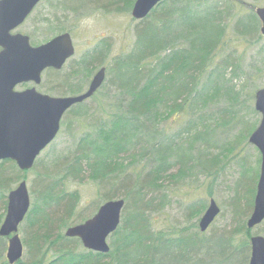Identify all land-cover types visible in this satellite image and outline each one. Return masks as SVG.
I'll return each mask as SVG.
<instances>
[{"label":"trees","instance_id":"16d2710c","mask_svg":"<svg viewBox=\"0 0 264 264\" xmlns=\"http://www.w3.org/2000/svg\"><path fill=\"white\" fill-rule=\"evenodd\" d=\"M212 1L163 0L139 21L128 52L110 59L111 41L100 39L68 71L66 65L44 71L43 76L56 77L57 83L49 86L42 79L38 87L58 96L85 91L108 59L107 70L114 77L111 82L106 78L89 102L77 103L65 113L62 126L70 145L63 151L40 155L25 171L13 160L0 161V206L6 210L14 184L35 173L31 208L20 225L25 252L14 264L250 263L252 229L247 219L254 208L260 171L253 169L250 174L245 158L229 201V225L213 228L209 235L200 230V215L207 206L204 199L184 207L189 224L161 228L155 218L170 203L171 181L195 170L213 178L224 167L227 152L236 146L229 140L219 144L214 134L218 127L231 129L243 122L232 102L240 95L234 82L240 64L231 52L225 53L227 21L236 18L235 32L251 39L260 20L254 9L233 14L236 1ZM77 6L71 0L55 1L59 11L78 13ZM38 23L56 30L49 36L65 29L57 16L51 20L46 15ZM227 98V108L207 113ZM173 115L179 125L175 130L168 127ZM256 121L240 130L238 143L254 131ZM87 179L95 184L99 197L90 207L79 208L81 193L69 185ZM118 197L125 205L121 223L109 237L108 253L87 249L80 238L66 236L68 227L87 218V209ZM3 219L0 214V225ZM5 239L0 236V264H10Z\"/></svg>","mask_w":264,"mask_h":264},{"label":"water","instance_id":"95a60500","mask_svg":"<svg viewBox=\"0 0 264 264\" xmlns=\"http://www.w3.org/2000/svg\"><path fill=\"white\" fill-rule=\"evenodd\" d=\"M40 1L0 0V160L15 161L22 171L33 168L42 151L55 140L65 113L75 104L92 97L106 79V67H102L92 77L88 88L75 95L54 96L36 86L17 89L23 83L39 85L46 69H61L75 54L70 32L60 33L37 46L31 44L29 35L14 32ZM162 1L136 0L133 17L146 18ZM255 11L262 21L264 36V6L256 7ZM255 108L262 118L249 141L259 149L261 165L254 208L247 219L250 229L264 221V88L255 93ZM124 205L123 198L105 201L92 217L68 227L66 236L80 238L87 249L108 253V239L121 223ZM30 206L27 180H22L8 195L7 212L0 226V236L9 239L6 256L10 264L18 262L24 255L19 227ZM220 211L216 200L211 199L199 221L201 231L210 227ZM249 264H264L263 235L251 237Z\"/></svg>","mask_w":264,"mask_h":264},{"label":"rangeland","instance_id":"374dc122","mask_svg":"<svg viewBox=\"0 0 264 264\" xmlns=\"http://www.w3.org/2000/svg\"><path fill=\"white\" fill-rule=\"evenodd\" d=\"M55 1L56 0H43L28 19L16 30L29 34L33 44L44 43L56 35L49 36L53 34V32H56V30L51 26L38 23L39 19L46 15L51 20L56 16L60 18L61 24L59 26L65 28L64 31H68L72 34L76 46V52L64 67V71H68L70 64L74 60L77 61V59H80L82 54L86 50L92 48L100 39H109L111 41L112 48L110 59L112 56L126 53L132 48L136 38L135 28L139 21L133 18L131 14L132 8L126 10V7L132 3L133 0H112L111 3H103L102 0H71L73 5H78V13L64 12L55 9ZM243 1L244 4L235 2V4L232 5L233 14H238L239 12L247 13L254 5L264 6V0ZM214 2L215 1L211 0V3ZM219 3L220 5L227 4L220 1ZM228 5L230 4L228 3ZM235 19L236 18L227 21L226 38L229 43L225 53L231 52L232 56L236 57V61L240 64L234 79V82L239 87L237 89L240 90V95L238 100L232 102L238 110L240 109L239 114L242 115L243 122H239L237 126H233L231 129L218 127L214 134V139H216L219 144L229 140L233 142L236 148L233 151L227 152V156L224 158V167L221 168L213 178L209 177L206 172L195 170L194 173L178 181L172 179L173 181L170 182L169 189H167V193H170V203L163 212L155 215V218L159 220L161 228L173 227L171 225L176 224L186 225L188 222H185L184 207L189 202L200 199H204L207 206L211 199H215L221 209L219 215L205 234L209 235L213 228H223L225 225H229L231 222L229 201L236 191L238 181L244 171L241 158H245L247 167H251L252 170L250 174H253V169L259 168L260 171L261 159L259 161V157L261 158V153L259 149L249 141L251 133L247 136L245 141L238 142L241 129L257 120L255 124L256 128L261 120V113H254L253 108H255L256 91L260 88H264V36L259 37L261 35L260 22L256 37L254 36L251 39L250 37H240L235 32ZM47 37L49 39H47ZM110 59H108L104 65L107 69L110 64ZM113 77L114 75L108 73L107 70V80L111 82ZM57 80L56 77L49 78L47 75L43 76V81L49 86L55 85ZM106 84L110 87L109 83L106 82ZM32 86H37L38 90L45 92L32 82L19 85L17 89L23 90ZM68 94L74 95L73 93ZM251 95L252 99H249ZM100 99H102L101 95H99L98 100ZM90 100L91 99H89L88 102ZM96 101V99L92 100L93 103H96ZM101 102H103V100ZM229 102L228 98L224 100L221 99L219 105L210 106L207 109V113L216 112V108H220L219 110L227 108ZM174 119L175 115L172 116L171 122L168 123V127L173 128V130L179 126ZM68 139V134L62 126L54 143L45 149L41 156L43 157L48 151L52 152V150V153H55L56 150L58 152L63 151L70 145ZM219 150H221V148L216 151ZM176 169L178 170L176 167L174 171H176ZM34 177L35 173L30 172L26 179L30 194L33 190L32 181ZM18 182L14 184L13 188L17 186ZM69 188L72 190L78 189L80 191L81 203L79 208L90 207L89 205L92 201L99 197L97 187L88 179L84 182L72 183L69 185ZM31 199L33 200L32 195ZM98 202H100V200ZM101 204L102 202H100V205ZM206 208L200 216H202ZM98 209L99 207H93L90 210L87 209L86 215L88 216L86 219L92 217ZM0 214H4L5 217L6 209L3 206H0ZM19 234L22 237L24 236L22 227L19 229ZM252 235L264 236V221L252 229ZM5 242L6 255L8 239H5Z\"/></svg>","mask_w":264,"mask_h":264},{"label":"flooded vegetation","instance_id":"af4514ba","mask_svg":"<svg viewBox=\"0 0 264 264\" xmlns=\"http://www.w3.org/2000/svg\"><path fill=\"white\" fill-rule=\"evenodd\" d=\"M233 1H236V2H239V3H242L244 4V1L243 0H233ZM15 32H20V33H23L21 31H18V30H15ZM24 34H27V33H24ZM29 35V34H28ZM30 36V35H29Z\"/></svg>","mask_w":264,"mask_h":264}]
</instances>
